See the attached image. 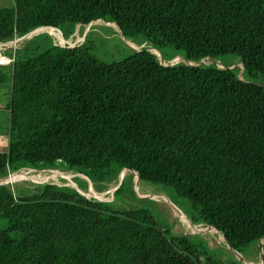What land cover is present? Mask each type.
I'll return each instance as SVG.
<instances>
[{
  "label": "trees",
  "instance_id": "obj_1",
  "mask_svg": "<svg viewBox=\"0 0 264 264\" xmlns=\"http://www.w3.org/2000/svg\"><path fill=\"white\" fill-rule=\"evenodd\" d=\"M99 19L195 65H164L145 47L107 63L84 43L25 40L10 67L0 65V98H9L0 178L61 163L104 180L112 166L128 167L140 182L172 187L191 222L218 227L239 252L259 241L264 85L254 81L264 75V0H13L0 8V41L41 26L67 37ZM223 54L240 58L244 78L196 65ZM15 183L0 185V264H225L203 258L186 235L170 236L149 209L116 210L54 182L18 191Z\"/></svg>",
  "mask_w": 264,
  "mask_h": 264
},
{
  "label": "rangeland",
  "instance_id": "obj_2",
  "mask_svg": "<svg viewBox=\"0 0 264 264\" xmlns=\"http://www.w3.org/2000/svg\"><path fill=\"white\" fill-rule=\"evenodd\" d=\"M12 5L13 0H0V8ZM115 25L116 27L107 24L105 20H99V22L95 21L90 26H88L89 28H87L86 25H78L73 27V33L67 37L63 32H61L64 36V39L62 36H60L61 39H59L53 34L43 31L37 33L38 35L36 34V40H43L47 43V45L54 41L66 46L84 43V45L88 47L93 55H95L101 61L107 63L120 61L128 57L133 52V50H141L139 48L151 47L149 43L144 41L141 36L127 39L122 34L119 26L117 24ZM23 42L24 41L19 42L16 45H12L13 47L10 45H2L0 48V53L3 56L12 58L14 56V49L21 46ZM163 52L165 57H167L166 59L168 60V58H171V61L174 64L183 63L186 60L184 58L183 52L181 50L175 49L171 45L165 46ZM239 61L240 58L235 54H223L220 55L217 60L208 57L204 62L206 64H211L213 62V64L220 67L217 63L219 62L222 67L235 68L238 70L239 76L242 78L243 64ZM8 66L10 67V65ZM8 66H6V68H8ZM1 68L3 67H0V70ZM254 82L264 85V75H259L257 81ZM4 89L5 83L2 84L0 91ZM8 99L9 98L6 96V93L2 94L0 98V109L2 112L6 108ZM7 144L8 140L1 134L0 151H3ZM56 168L57 169L54 170L58 171L59 174L54 173L55 171L53 170H44L53 169V167L43 169L36 168L37 170L41 171H37L30 167H23L15 173H19L18 175H20L21 178L14 180L16 183L13 185V188L16 191L21 190L22 188L34 189L35 183L54 182L59 185H67L71 189L79 192L83 191L87 197L95 198V196H90V189L92 188V190L98 195H101L102 200L111 201L113 209L123 210L130 208H146L151 210L154 213L157 222L164 229L169 228L167 233L170 236L186 235L189 241L195 244L198 250L202 252L201 255L203 258L208 254L214 259L223 261L225 264H228L233 260H239L246 264L248 263L247 261L251 262L252 264H264V238L261 240V242L254 241L243 247L239 252L241 254L240 257L233 250H231L229 244L226 242V239L220 231L217 229L215 231H211L208 229L210 226H206L203 223L192 224L189 217H192L193 211L190 208L188 201H186L185 198L178 196L172 187L165 186L160 183L154 184L142 181L139 182V188L137 189L136 174H134L129 169L125 172V174H123V168L117 174L115 171V166H112L106 175L108 178L104 180H101V178H95L86 172H78L77 169H70L61 163H59ZM10 174L14 173L11 172ZM62 178L66 181H63ZM1 180L3 179H0V181ZM123 181L124 187L119 193L116 194V199L114 200L115 196L113 189L115 187L118 188L121 186ZM99 189H103V191H100ZM167 198L170 201H168ZM196 226L201 228L202 231L197 230L195 228Z\"/></svg>",
  "mask_w": 264,
  "mask_h": 264
},
{
  "label": "water",
  "instance_id": "obj_3",
  "mask_svg": "<svg viewBox=\"0 0 264 264\" xmlns=\"http://www.w3.org/2000/svg\"><path fill=\"white\" fill-rule=\"evenodd\" d=\"M99 20H103V19H99ZM99 20H96V22L97 21H99ZM92 22H95V21H92ZM92 22L91 23H89L88 25H87V28H89L88 26H90L91 24H92ZM107 24H109V25H111L112 24V22H106ZM41 27H51V28H55V27H52V26H41ZM37 28H39V27H37ZM37 28H35V29H33L32 31H30L29 33H27V34H25V35H23V36H20V37H17V38H15V39H13V40H11V41H7V42H1L0 41V45L2 46V45H10V44H17V43H19V42H22V41H25V40H27V39H29V38H31V37H33L34 35H36V34H34V31L37 29ZM55 29H57V30H59V31H61V32H63L61 29H59V28H55ZM119 29H120V27H119ZM121 30V29H120ZM81 44V43H80ZM76 45H79V44H76ZM76 45H73V46H69L68 45V47H74V46H76ZM63 46H66V45H63ZM148 50H150V51H152V47H149L148 48ZM158 50H159V54L158 53H155V54H157L158 55V57H160V59H161V61L164 63V65H168V63H170L169 65H172L173 63H172V61L170 60V61H168L167 59H166V57H165V54H164V52L161 50V49H159L158 48ZM153 52V51H152ZM205 59L206 58H204V59H202L201 60V62L200 63H198V64H196V65H202V64H206L204 61H205ZM212 59H214V60H217L216 58H212ZM185 62L186 63H189V64H191V65H195V63H193V62H191V61H187V60H185ZM218 63V65L220 66L221 64L219 63V62H217ZM34 169H36V168H34ZM125 169H129L128 167H125V168H123V171L125 170ZM44 170H53V171H55L54 169H44ZM129 170H131L132 172H134V174H136V178H137V189L139 188V182H140V176L138 175V173L136 172V171H134L133 169H129ZM16 173V172H15ZM10 175L11 174H9L7 177H5V178H0V179H3V180H1L0 181V185L1 184H7V183H13V182H15V181H11V180H9L8 178L10 177ZM66 178V177H65ZM69 180H72V179H69ZM117 189V187H115L114 189H113V192L115 191ZM81 191V190H80ZM81 194H83L84 196H86L85 195V193L83 192V191H81L80 192ZM93 196H95V198H97V199H100V200H102V197H101V195H93ZM87 197V196H86ZM143 197H147V196H143ZM89 198V197H88ZM168 199V198H167ZM168 201H170L169 199H168ZM183 213V212H182ZM184 214V213H183ZM185 215V214H184ZM186 216V215H185ZM188 217V216H187ZM192 224H194L193 222H192ZM210 227H214L215 229H217L218 231H220L222 234H223V236H224V238L226 239V237H225V234L218 228V227H215V226H210ZM264 238V237H263ZM263 238H260V242H261V240L263 239ZM226 242H227V239H226ZM228 243V242H227ZM229 244V243H228ZM229 246H230V248H231V250H233L236 254H238L240 257H241V254L239 253V251L238 250H236L235 248H233L230 244H229ZM246 261V260H245ZM248 263L247 264H252L251 262H249V261H247ZM244 264H246V263H244Z\"/></svg>",
  "mask_w": 264,
  "mask_h": 264
},
{
  "label": "bare ground",
  "instance_id": "obj_4",
  "mask_svg": "<svg viewBox=\"0 0 264 264\" xmlns=\"http://www.w3.org/2000/svg\"><path fill=\"white\" fill-rule=\"evenodd\" d=\"M103 21V20H102ZM99 22V21H98ZM111 25H113L114 27H116V25H115V23H112ZM43 31H46V32H49V33H51V34H53L54 36H56V37H58L59 39H61L60 38V36H62V38L64 39V36H63V34L59 31V30H57V29H55V28H51V27H39V28H37L35 31H34V34H37V33H40V32H43ZM83 38V37H82ZM80 40H82V39H80ZM0 47H1V45H0ZM155 53H160L159 52V50L158 49H156V48H153L152 49ZM186 63V62H185ZM170 63H168V65H169ZM128 169H125L124 171H123V174H125V172L127 171ZM54 173H56V174H59V172L58 171H55ZM19 174V173H18ZM18 174H11L10 175V177L8 178L9 180H11V181H14V180H17V179H19V178H21V176L20 175H18ZM72 176V175H71ZM67 178V177H66ZM90 196H93V195H97V193L95 192V191H93L92 190V188L90 189ZM179 210V209H178ZM177 210V211H178ZM179 212V211H178ZM180 214V213H179ZM189 220V219H188ZM197 230H201L202 231V229L201 228H198L197 226L195 227ZM209 230H211V231H215L216 229L214 228V227H210V228H208Z\"/></svg>",
  "mask_w": 264,
  "mask_h": 264
},
{
  "label": "clouds",
  "instance_id": "obj_5",
  "mask_svg": "<svg viewBox=\"0 0 264 264\" xmlns=\"http://www.w3.org/2000/svg\"><path fill=\"white\" fill-rule=\"evenodd\" d=\"M93 23V22H92ZM12 45H14V44H10V46H12ZM16 45V44H15ZM3 46H6V45H3ZM2 47V46H1ZM0 47V48H1ZM13 47V46H12ZM139 49H141V48H139ZM155 53V52H154ZM1 54V53H0ZM2 55V54H1ZM3 56V55H2ZM6 57V56H5ZM7 58H10L11 59V61L9 62V63H5V62H2V63H0V65H9L12 61H13V58H11V57H7ZM208 58V57H207ZM212 59V58H211ZM164 64V63H163ZM174 64V63H173ZM220 67H222L221 65H220ZM244 75V65H243V74H242V76ZM240 78H241V76H239ZM242 78H244V77H242ZM24 168H26V167H24ZM28 168V167H27ZM32 169H34V168H32ZM53 169H55V168H53ZM35 170H37V169H35ZM37 171H41V170H37ZM17 172V171H16ZM13 173H15V172H13ZM61 176V175H60ZM195 224V223H194Z\"/></svg>",
  "mask_w": 264,
  "mask_h": 264
},
{
  "label": "built area",
  "instance_id": "obj_6",
  "mask_svg": "<svg viewBox=\"0 0 264 264\" xmlns=\"http://www.w3.org/2000/svg\"><path fill=\"white\" fill-rule=\"evenodd\" d=\"M11 61V59L10 58H8V60L5 62V63H9Z\"/></svg>",
  "mask_w": 264,
  "mask_h": 264
}]
</instances>
